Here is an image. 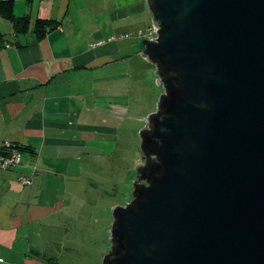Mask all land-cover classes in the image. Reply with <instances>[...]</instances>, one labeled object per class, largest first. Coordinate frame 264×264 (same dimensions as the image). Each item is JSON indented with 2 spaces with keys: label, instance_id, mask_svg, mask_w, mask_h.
Returning <instances> with one entry per match:
<instances>
[{
  "label": "water",
  "instance_id": "obj_1",
  "mask_svg": "<svg viewBox=\"0 0 264 264\" xmlns=\"http://www.w3.org/2000/svg\"><path fill=\"white\" fill-rule=\"evenodd\" d=\"M164 90L101 264H264V0H147Z\"/></svg>",
  "mask_w": 264,
  "mask_h": 264
},
{
  "label": "crops",
  "instance_id": "obj_2",
  "mask_svg": "<svg viewBox=\"0 0 264 264\" xmlns=\"http://www.w3.org/2000/svg\"><path fill=\"white\" fill-rule=\"evenodd\" d=\"M72 2L13 0L15 13L29 14L32 24L60 21L41 38L32 29L16 33L0 16V148L12 141L23 154L18 167L0 168V264L59 259L66 218L84 208L75 186L86 181L85 171L99 173L108 157L117 163L124 117L146 115L120 100L126 74L135 73L132 63L117 65L139 53L135 41L122 42L129 36L121 20L141 6L116 0L100 20L84 13L88 4L76 10ZM128 5L129 11L117 10ZM107 91L116 100H106ZM21 175L32 183H22Z\"/></svg>",
  "mask_w": 264,
  "mask_h": 264
},
{
  "label": "rangeland",
  "instance_id": "obj_3",
  "mask_svg": "<svg viewBox=\"0 0 264 264\" xmlns=\"http://www.w3.org/2000/svg\"><path fill=\"white\" fill-rule=\"evenodd\" d=\"M76 10L80 4H88L84 13L97 16L102 20L114 9L116 0H72ZM123 5L124 4V0ZM131 7L135 4L141 6L128 17L122 19V30L128 33L125 41H135L141 60L131 51V58L126 62H117V65L129 67L132 63L135 74H126V83L121 85L123 96L120 100L127 103L131 112L146 114L144 118H125L118 135L122 143L117 163L109 158L106 163L100 164L99 173L93 170L85 171L84 179L77 184L76 191L84 201L83 210L79 209L68 222L69 232L63 237L61 248L57 251L59 259H52L49 264H101L104 255L111 246L110 229L113 222V208L125 204L130 198L136 179L137 167L143 161L140 153V131L146 124L148 115L157 109L161 93L164 90L162 82L157 75L156 64L143 53V39L155 37L152 22V12L147 0H130ZM143 5V8H142ZM129 5L118 9L129 11ZM74 9V10H75ZM73 10V11H74ZM118 21V22H121ZM150 25H152L150 28ZM116 38L117 35H116ZM126 52V51H124ZM132 55L134 56L132 58ZM106 100L111 98L107 91ZM55 252V251H54Z\"/></svg>",
  "mask_w": 264,
  "mask_h": 264
},
{
  "label": "trees",
  "instance_id": "obj_4",
  "mask_svg": "<svg viewBox=\"0 0 264 264\" xmlns=\"http://www.w3.org/2000/svg\"><path fill=\"white\" fill-rule=\"evenodd\" d=\"M0 16L9 19L12 22L16 33L26 32L29 29H32L39 38L43 37L48 31L56 28L60 23L57 19L37 18L32 24L29 14L17 15L15 13L13 0L0 1ZM2 35L3 34L0 32V38ZM3 145L0 148V153L3 152ZM18 147L19 149L22 148L19 145Z\"/></svg>",
  "mask_w": 264,
  "mask_h": 264
},
{
  "label": "built area",
  "instance_id": "obj_5",
  "mask_svg": "<svg viewBox=\"0 0 264 264\" xmlns=\"http://www.w3.org/2000/svg\"><path fill=\"white\" fill-rule=\"evenodd\" d=\"M154 32H156L155 27H154ZM3 146H4L3 152L0 153V168L9 169L21 165L23 154L21 149H19V147L16 145V143L12 141H5ZM20 181L24 184H31L32 178L27 175H21ZM1 260L2 257H1V249H0V261Z\"/></svg>",
  "mask_w": 264,
  "mask_h": 264
}]
</instances>
